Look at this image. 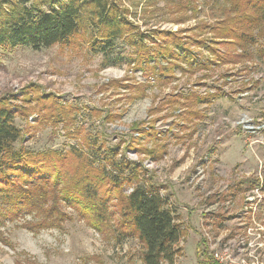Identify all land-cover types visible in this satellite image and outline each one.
Listing matches in <instances>:
<instances>
[{
    "label": "rangeland",
    "instance_id": "rangeland-1",
    "mask_svg": "<svg viewBox=\"0 0 264 264\" xmlns=\"http://www.w3.org/2000/svg\"><path fill=\"white\" fill-rule=\"evenodd\" d=\"M3 1L0 11L7 5ZM122 4L130 20L156 36L146 47L171 45L158 33L169 30L187 40L194 63L179 52L172 58L174 68L167 55L153 57L147 68L126 60L103 66L80 36L37 49L0 44V97L14 104V122L22 130L14 147L64 152L74 145L99 164L104 162L100 146L117 144L149 170L146 176L165 186L162 194L184 230L176 264H209L201 261L209 257L217 264H264V193L258 188L264 174V21L248 29L240 48L213 41L219 35L213 27L221 26L216 20L228 12L229 0ZM128 45L123 52L137 57ZM159 65L172 70L161 75ZM188 90L201 97L190 105L198 113L184 115L172 102L165 106L172 95ZM48 94L56 104L73 107L76 124L38 123ZM76 126L90 135V146L71 133ZM61 208L70 217L61 228L32 233L22 226L30 215L1 226L11 244L0 241V264H142L135 239L104 238L74 209ZM91 255L101 262L88 261Z\"/></svg>",
    "mask_w": 264,
    "mask_h": 264
},
{
    "label": "trees",
    "instance_id": "trees-1",
    "mask_svg": "<svg viewBox=\"0 0 264 264\" xmlns=\"http://www.w3.org/2000/svg\"><path fill=\"white\" fill-rule=\"evenodd\" d=\"M29 1H3L7 5L0 11V44L37 49L55 43H72L80 36L82 41L88 40L91 51L102 57L103 66L126 60L147 68V62L153 57L167 55L164 59L173 61L179 52L190 65L194 63L190 60L194 52L187 40L175 32L157 31L163 34L161 39H170L167 42L171 45L164 42L156 45L155 50L146 47L145 41H153L156 36L142 31L129 19L128 8L122 0ZM229 2L228 12L224 9L216 20L221 26L213 27V33L219 34L213 41L242 48L248 29L264 21V0ZM245 5L250 7L249 13L244 11ZM231 11L235 14H230ZM200 43L201 40L194 39V44ZM125 44L138 51L137 57L123 52ZM174 62L173 68L177 66ZM167 69L171 71L172 67L158 66L161 75ZM193 92H177L164 104H174V108L177 104L184 115L195 114L190 105L201 97ZM12 105L8 97H0V227L30 215L32 219L25 220L22 226L32 233L50 227L61 228L70 218L61 208L64 204L104 238L110 237L115 242L135 239L140 246L138 256L142 264H176L182 251L179 242L184 239V230L178 214L162 194L165 186L146 176L147 168L127 158L117 144L109 148L100 146L104 162L99 164L85 149L74 145L64 152L15 148L14 142L21 137L22 130L14 122L16 110ZM41 108L45 112L38 123L56 126L62 122L65 127L76 124L75 113H71L73 107L56 104L51 94L41 100ZM81 132V126H76L71 133L90 146V135L87 137ZM71 133L69 130L68 134ZM241 181L237 183L239 186ZM258 188L264 193V174ZM2 234L0 231V241L10 245ZM196 248L199 252V244ZM87 258L101 262L94 255ZM201 261L217 264L210 257Z\"/></svg>",
    "mask_w": 264,
    "mask_h": 264
},
{
    "label": "built area",
    "instance_id": "built-area-1",
    "mask_svg": "<svg viewBox=\"0 0 264 264\" xmlns=\"http://www.w3.org/2000/svg\"><path fill=\"white\" fill-rule=\"evenodd\" d=\"M228 249H229V246H225V251H228ZM218 256V255H217ZM225 256H226V258H228L230 255H228V253H226L225 252ZM230 260V259H229Z\"/></svg>",
    "mask_w": 264,
    "mask_h": 264
}]
</instances>
